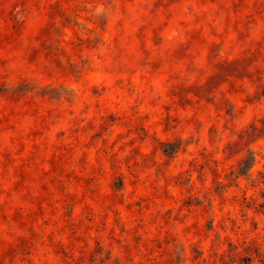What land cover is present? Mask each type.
Returning a JSON list of instances; mask_svg holds the SVG:
<instances>
[{"label": "rangeland", "instance_id": "obj_1", "mask_svg": "<svg viewBox=\"0 0 264 264\" xmlns=\"http://www.w3.org/2000/svg\"><path fill=\"white\" fill-rule=\"evenodd\" d=\"M263 176L264 0H0V264H264Z\"/></svg>", "mask_w": 264, "mask_h": 264}, {"label": "trees", "instance_id": "obj_2", "mask_svg": "<svg viewBox=\"0 0 264 264\" xmlns=\"http://www.w3.org/2000/svg\"><path fill=\"white\" fill-rule=\"evenodd\" d=\"M254 165V159H253V155L251 154V156L245 160H242L239 164V172L238 175H242L243 170L246 171V173L248 172L247 169H250L252 166ZM237 178V177H236ZM263 184H264V176H263ZM261 207L264 208V202L262 203Z\"/></svg>", "mask_w": 264, "mask_h": 264}]
</instances>
